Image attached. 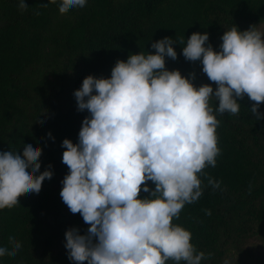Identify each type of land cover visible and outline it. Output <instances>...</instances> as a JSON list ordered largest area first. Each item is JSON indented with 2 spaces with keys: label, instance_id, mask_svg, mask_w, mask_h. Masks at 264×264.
<instances>
[{
  "label": "trees",
  "instance_id": "1",
  "mask_svg": "<svg viewBox=\"0 0 264 264\" xmlns=\"http://www.w3.org/2000/svg\"><path fill=\"white\" fill-rule=\"evenodd\" d=\"M24 2L28 8L20 11L19 0H0V152L22 154L33 144L42 150L39 171L51 164L53 176L38 194L21 195L19 204L0 210V247H11L9 236L22 245L15 257H0V264H76L67 257L65 231L75 227L83 235L89 225L70 212L56 188L69 172L62 141L77 144L89 115L77 111L74 91L89 75L110 78L118 60L155 54L151 44L164 37L184 36V45H172L177 59L165 57V68L188 78L201 64L182 55L190 35L208 33L205 46L220 51L225 31L233 26L245 31L264 21V0H87L65 14L58 11L61 0ZM48 69H59L61 81L43 84L40 74ZM238 103V115L214 112L221 151L216 166L203 171L220 182L219 189L200 176L202 196L172 221L190 231L198 252L213 253L201 264H249L246 246L257 236L264 241V119L251 114L254 102L247 96ZM258 111L264 114V103ZM148 186L154 188L150 181ZM147 196L141 191L139 198Z\"/></svg>",
  "mask_w": 264,
  "mask_h": 264
},
{
  "label": "clouds",
  "instance_id": "2",
  "mask_svg": "<svg viewBox=\"0 0 264 264\" xmlns=\"http://www.w3.org/2000/svg\"><path fill=\"white\" fill-rule=\"evenodd\" d=\"M86 4L61 0L58 11L65 14ZM27 8L19 0L18 9ZM208 40L206 32L192 33L182 55L201 62L215 90L210 84L195 87L194 73L185 78L165 68V57L177 59L172 45H184L183 36L152 43L155 54L140 52L118 60L110 78L89 75L74 91L77 111L89 115L82 120L77 144L62 141V162L69 172L61 181L60 196L89 227L83 235L75 227L65 231L70 261L201 264L213 256L198 252L190 231L172 221L202 196L200 176L214 190L220 187L203 171L216 166L221 151L216 134L220 121L214 112L238 115V100L247 96L254 102L251 114L257 121L264 119L258 111L264 103V32L255 25L245 31L233 26L222 35L220 51L205 46ZM212 100L218 104L215 108ZM41 155L33 144L25 145L22 154L0 152V210L19 204L21 195L38 194L42 182L52 178L51 164L39 171ZM141 191L148 196L139 198ZM204 212L211 215L208 209ZM8 243L11 247H0V257H15L22 247L15 236H9Z\"/></svg>",
  "mask_w": 264,
  "mask_h": 264
},
{
  "label": "rangeland",
  "instance_id": "3",
  "mask_svg": "<svg viewBox=\"0 0 264 264\" xmlns=\"http://www.w3.org/2000/svg\"><path fill=\"white\" fill-rule=\"evenodd\" d=\"M255 26L257 27L258 30L264 32V21L256 24ZM192 73H194L195 75V79L192 80V83L195 87H199L203 84H210L215 90L216 88L215 83L211 82L207 78L206 74L202 72V64H195L193 66ZM40 76H41V82L46 85L61 81L59 69L42 70ZM212 102H216V101L212 100ZM65 175L59 177L57 181L56 188L58 192H60L63 187L61 181L63 180ZM245 253L248 258L249 264H264V241L258 236L252 238L250 243L245 248Z\"/></svg>",
  "mask_w": 264,
  "mask_h": 264
}]
</instances>
